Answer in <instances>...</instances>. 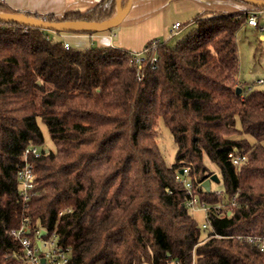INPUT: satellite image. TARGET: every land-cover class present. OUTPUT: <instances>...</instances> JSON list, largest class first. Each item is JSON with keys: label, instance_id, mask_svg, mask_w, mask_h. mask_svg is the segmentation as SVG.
I'll return each mask as SVG.
<instances>
[{"label": "trees", "instance_id": "trees-1", "mask_svg": "<svg viewBox=\"0 0 264 264\" xmlns=\"http://www.w3.org/2000/svg\"><path fill=\"white\" fill-rule=\"evenodd\" d=\"M0 12L43 19L1 0ZM114 14L115 0H100L44 19L105 22ZM245 18L197 14L181 36L146 43L139 64L125 49L65 48L49 31L0 21V260L17 249L10 230L29 216L70 247L68 264H264L263 253L236 238L264 236V89L237 81ZM159 120L173 139L172 163L157 142ZM28 146L41 157L35 196L24 204L16 172ZM234 149L245 156L237 166L228 157ZM206 164L222 195L202 187L214 174ZM182 169L209 207L205 230L175 180ZM232 198V214L218 216L215 206Z\"/></svg>", "mask_w": 264, "mask_h": 264}, {"label": "crops", "instance_id": "crops-1", "mask_svg": "<svg viewBox=\"0 0 264 264\" xmlns=\"http://www.w3.org/2000/svg\"><path fill=\"white\" fill-rule=\"evenodd\" d=\"M10 10L20 13L36 14L45 18L52 15L61 19L65 13H84L94 7L100 0H1ZM252 9L251 6L235 0H131L122 6V21L111 30L93 32L92 34L65 33L56 40L67 43L69 47L85 49L94 44L99 47H116L133 53H139L145 44L153 39L167 40L174 29L175 23H180L181 30L190 26L194 16L200 13H236ZM112 35V36H111ZM257 42L261 56L264 54V37L259 30L248 26L242 27L236 33L238 45L249 46V55L256 56V47L250 40ZM239 60V54H238ZM237 76V81L246 89L250 84Z\"/></svg>", "mask_w": 264, "mask_h": 264}, {"label": "built area", "instance_id": "built-area-1", "mask_svg": "<svg viewBox=\"0 0 264 264\" xmlns=\"http://www.w3.org/2000/svg\"><path fill=\"white\" fill-rule=\"evenodd\" d=\"M180 26L179 23H175L173 28L177 29ZM245 26L259 30L260 35L264 37V9L252 8L247 10ZM63 46L65 48L69 47L64 42ZM141 61L142 54L136 53L134 55V63L139 64ZM152 61H156L155 57H153ZM263 83L264 80H258L250 85L247 90L250 91L254 86H259ZM40 157L41 151L36 146L26 147L21 155V164L16 172V178L18 181V195L24 204H27L35 196L36 176L34 168L35 161ZM228 157L232 164L236 166L245 161V156L239 154L237 149L229 153ZM180 171H182V174ZM180 171L175 176V180L183 186V189L189 196L185 205L190 210H200L204 213L205 218L201 227L205 230L208 227L207 211L209 207L199 203L197 197L192 195V185L185 176L186 171L183 169ZM215 192L220 195L223 194L221 190H216ZM234 206V198L226 204H217L215 206L216 214L218 216L226 215L229 217L232 214V208ZM41 231H44L43 235H40ZM10 237L17 244V249L5 256L4 259H1L0 264H68L70 261V247L60 244L58 234L55 231H47L38 225L32 227L29 216L23 218L18 227L10 230ZM236 238L255 247L259 252L264 254V236L239 235ZM169 264L182 263L172 261ZM190 264H194V260Z\"/></svg>", "mask_w": 264, "mask_h": 264}, {"label": "rangeland", "instance_id": "rangeland-1", "mask_svg": "<svg viewBox=\"0 0 264 264\" xmlns=\"http://www.w3.org/2000/svg\"><path fill=\"white\" fill-rule=\"evenodd\" d=\"M189 27L183 29V31H186L187 29H189ZM179 32H174L173 36L174 39L181 36V33L183 32L181 30V26L179 28ZM49 37H51V39H55L57 38L58 35H56L53 32H48ZM171 40L172 42L174 41ZM251 46H255L256 47V56L253 55H249V46L241 44L238 45V54H239V70H238V77L240 78V80H243V82H247V83H251L252 81H255L256 79L260 78L264 80V54H262L261 56H258L257 54L261 51L260 47H257V42L254 39L250 40ZM258 88H262L264 89V83L257 86ZM37 100V99H36ZM37 102V101H36ZM38 124L40 126V129L43 132L44 138H45V145L48 148L53 149V145L52 143L49 141V137L46 131L45 126L38 120ZM157 142L160 146V149L164 155L165 161L167 163H172L173 161V157H174V153H175V146L173 143V139L172 136L168 130V128L166 126H164L163 122L161 120H159L158 122V137H157ZM208 165V167L212 170V172L214 174H216L217 176V170L215 169V167H213L212 165L209 166L210 164H206ZM210 189L212 190H221V186L220 184H216L213 182H210ZM193 218L199 223L201 224L204 220V213L201 212L200 210H191Z\"/></svg>", "mask_w": 264, "mask_h": 264}, {"label": "water", "instance_id": "water-1", "mask_svg": "<svg viewBox=\"0 0 264 264\" xmlns=\"http://www.w3.org/2000/svg\"><path fill=\"white\" fill-rule=\"evenodd\" d=\"M131 1V0H128ZM242 2L256 8L264 9L263 0H241ZM122 6L121 0H115V14L114 16L105 22H50L45 19H36L32 17H27L23 14H12V13H1L0 12V21L7 23H16L28 27H35L49 32H58V33H77L83 31H92V32H102L111 30L118 26L122 21ZM240 89H236V93H239ZM182 174V171H180ZM210 182L217 183L218 178L216 174H213L209 179L205 180L202 183V187L206 190H210ZM44 231L40 232V235H43Z\"/></svg>", "mask_w": 264, "mask_h": 264}]
</instances>
